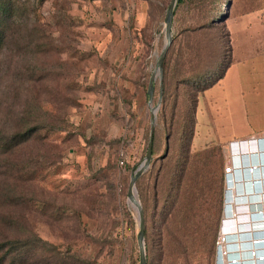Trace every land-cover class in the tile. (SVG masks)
I'll return each instance as SVG.
<instances>
[{"label": "rangeland", "instance_id": "rangeland-1", "mask_svg": "<svg viewBox=\"0 0 264 264\" xmlns=\"http://www.w3.org/2000/svg\"><path fill=\"white\" fill-rule=\"evenodd\" d=\"M169 3L0 0V142L32 130L12 151L0 146V236L32 231L60 258L66 255L67 264H139L138 214L128 189L146 156L150 108L159 102L158 75L151 104L147 90L166 43ZM262 5L264 0H218L206 10L213 20L219 11L223 22L201 27L203 13L176 2L153 155L134 184L145 218L147 264H224L217 243L228 225L222 222L225 202L231 201L222 171L228 143L254 135L250 129L261 123L264 56L243 35H233L234 57L243 62L201 90L235 61L233 20ZM241 92L243 103L237 100ZM254 94L258 100L247 102ZM188 149L205 164L192 215L166 165L171 158L177 173ZM244 187L250 192L245 183L238 195ZM237 240L230 236L226 245L228 261L255 264L247 257L239 261L247 242Z\"/></svg>", "mask_w": 264, "mask_h": 264}, {"label": "trees", "instance_id": "trees-1", "mask_svg": "<svg viewBox=\"0 0 264 264\" xmlns=\"http://www.w3.org/2000/svg\"><path fill=\"white\" fill-rule=\"evenodd\" d=\"M171 1V0H170ZM214 2H218V0H178L179 4H191L194 5L199 11L203 13V23L201 27H210L214 23H219V21L223 22L224 18H220L219 11L216 12L213 20L211 17L209 18V12L206 10L207 7ZM170 4V3H169ZM169 6V5H168ZM264 10V5L255 7L248 11H245L243 14H248L253 11ZM4 11V8L0 7V14ZM231 51V50H230ZM167 54V53H166ZM166 57V55H165ZM232 63L226 66L222 75H219L216 79L215 83L205 86L201 91H205L214 84L218 83L225 75V72L230 67ZM166 73V60L164 58L162 64V90L164 86V77ZM192 100V99H191ZM156 122V121H155ZM61 129V127H58ZM57 129V128H55ZM155 133V127H154ZM32 134V130L18 131L10 134L7 138H4L3 142H0V146L2 151L10 152L18 145H22L26 143ZM191 134V131H190ZM149 142V140H148ZM169 138L166 137V149L165 155L163 159H167L169 156ZM153 146H154V134H153V142H152V155H153ZM189 149L186 151V155L183 158L181 164H177L175 170L177 173H173V166L171 165V158L167 161V169L170 171V175L173 174L174 183L173 186L176 190L183 195L185 200V205L189 210L188 215H192L191 213V205H192V197L197 192H200V185L203 182V174L205 164L201 163L198 159L194 158V156H198V154L194 156L188 155ZM144 173V172H143ZM142 173V174H143ZM222 178L225 184L224 174L222 171ZM5 197V196H4ZM7 199V198H5ZM143 211V210H142ZM144 216V212H143ZM195 221V219H194ZM144 234H145V218H144ZM146 254V253H145ZM59 256V258H55ZM68 257L63 255L60 258V254L55 253V249L46 244L44 240L39 238L34 232H27L25 235L20 237H6L0 236V264H67ZM147 264V257H146Z\"/></svg>", "mask_w": 264, "mask_h": 264}, {"label": "built area", "instance_id": "built-area-1", "mask_svg": "<svg viewBox=\"0 0 264 264\" xmlns=\"http://www.w3.org/2000/svg\"><path fill=\"white\" fill-rule=\"evenodd\" d=\"M253 146V151L251 150L250 155L248 154V148ZM226 162L223 169L224 179H225V190L226 193L229 195V201L231 202H225L224 210H223V218L222 222L224 224L231 223L234 224L237 220L243 218L246 225L245 229L247 231H250L251 226L249 225V216H246L245 207H240V203H236V201H247L246 196L244 194H237L241 191L240 185L242 183H249L252 179L253 181H256L255 185L261 186L260 182H264V134L263 135H254L250 136L245 139L241 140H233L228 143L227 146V155H226ZM242 162L244 165H242ZM123 162H121L122 164ZM230 177V181L226 178ZM260 181V182H259ZM244 185V184H243ZM240 189V190H239ZM260 189V188H259ZM251 191V190H250ZM259 192L261 190H258ZM252 192V191H251ZM244 196V199L241 197ZM263 196V202H262V208L260 209L259 217H264V190L262 193ZM242 203H246V202ZM244 215V216H241ZM230 236L227 235L224 232H220L219 238H218V245H224L229 244ZM261 240V239H260ZM245 242H250V239H246ZM249 245V244H247ZM253 246L256 249L255 255L262 254L264 256V241H257L253 240ZM262 246V249L260 252H258L257 249ZM252 248L251 246H249ZM258 247V248H257ZM226 251V250H225ZM226 257L228 259L229 252L226 251ZM248 259V258H247ZM249 260V259H248Z\"/></svg>", "mask_w": 264, "mask_h": 264}, {"label": "water", "instance_id": "water-1", "mask_svg": "<svg viewBox=\"0 0 264 264\" xmlns=\"http://www.w3.org/2000/svg\"><path fill=\"white\" fill-rule=\"evenodd\" d=\"M177 0H171L170 4L167 8L166 11V15H165V38H166V43L165 46L163 48V51L157 61V65L150 77L149 80V84H148V96H149V104H151L152 102V98H153V84H154V80L156 78V76H159V80H160V97H159V102L161 99V91H162V64H163V60L165 58V55L168 51V48L171 44L172 41V34H171V28H172V20H173V16H174V9H175V5H176ZM159 102L157 105H159ZM151 107L150 108V130H149V142H148V148H147V152H146V156L144 159V162L142 163V165L137 169L136 173L134 175L131 176V181H130V185H129V189H128V197L131 201V203L133 204V206L136 208L137 210V214H138V221H139V231L137 234V242H138V247H139V264H146V254H145V246H144V216H143V211L141 208V205L139 204V202L136 200L135 196H134V191H135V181L136 179L148 168L150 161H151V157H152V142H153V134H154V127H155V120H156V111H157V107Z\"/></svg>", "mask_w": 264, "mask_h": 264}, {"label": "bare ground", "instance_id": "bare-ground-1", "mask_svg": "<svg viewBox=\"0 0 264 264\" xmlns=\"http://www.w3.org/2000/svg\"><path fill=\"white\" fill-rule=\"evenodd\" d=\"M248 154L250 155L251 153V150L253 151V146L249 147L248 148ZM242 165H244V163L242 162ZM260 182V181H259ZM256 181H253L252 179L250 180V184H249V188L250 191L249 193H247V189L246 187L243 188V194L246 196V203H243L242 205H240V207H244L245 205L247 206V212L243 213L247 216H249V225L251 226V229L250 231H247L245 229V227L243 228L244 231H240L239 228L240 226L242 225H246L245 221L242 220L243 218L241 219H236L237 221L235 222L234 224V229L235 231H230V228L233 226L231 223H229L226 228L224 229L225 232L227 235L229 236H236L237 237V243H243L244 241H246V239H250L251 243L250 242H247L245 244V247L246 248H241L238 250L239 252V257H240V260L239 261H242L243 257H247L249 260H253L255 262V264H264V256L262 254H258V255H255L256 253V249L254 248L253 246V240H259V241H264V234H263V237H261V235H259L260 237L258 238H251V236L253 237L254 234H251V233H254L255 231L256 232H261L263 231L264 232V217L260 218L258 215L260 213V209L262 208V202H263V196H262V193H263V190H264V182L261 181L260 185L261 186H257L255 185ZM245 185V183H242V185ZM248 185V184H247ZM260 188V189H259ZM240 190V189H239ZM258 190H261L260 192ZM238 194V193H237ZM131 205V204H130ZM241 216H244V215H241ZM262 229H259L261 228ZM261 230V231H260ZM241 233H244L246 237L244 240H241L240 237H241ZM257 234V233H256ZM258 236V235H257ZM261 239V240H260ZM249 244V245H247ZM249 246H251L252 248H250ZM258 248V247H257ZM226 245L223 246V250L221 251V256H222V260L221 261H224V264H232L233 263V260L231 261H228L227 257H226V254L225 253L226 251ZM230 250V249H229ZM258 252H260L262 249V246L259 247V249H257ZM231 253H234V252H231ZM220 258V257H219ZM220 260V259H219ZM245 260V259H244ZM237 262V260H234V264ZM244 263V262H243Z\"/></svg>", "mask_w": 264, "mask_h": 264}, {"label": "crops", "instance_id": "crops-1", "mask_svg": "<svg viewBox=\"0 0 264 264\" xmlns=\"http://www.w3.org/2000/svg\"><path fill=\"white\" fill-rule=\"evenodd\" d=\"M229 32L231 34V44H232V53H233V58L234 57V52H235V45L232 42L233 40V35L235 34H241L245 39L248 41V46H252V48H258L259 51H257V56L260 57V55L264 56V10H258V11H253L248 14H243L239 18L233 20V23L231 27L229 28ZM242 59H235V61L230 65V67L227 69L224 77L219 81H223L225 78L226 74L230 71L231 67L234 64L240 63ZM243 62V61H242ZM242 98V99H240ZM243 98H244V93H240V97H237V100L242 101L243 103ZM264 98V97H263ZM261 97L259 98V100ZM255 101L258 100V95L254 96H247L246 101ZM247 101V102H249ZM262 118H261V123L256 124L255 127L250 129V132L253 133L254 135L257 132H264V112L261 113ZM246 115V114H245ZM254 135H249L254 136ZM248 138V137H247ZM241 140V139H239Z\"/></svg>", "mask_w": 264, "mask_h": 264}, {"label": "snow or ice", "instance_id": "snow-or-ice-1", "mask_svg": "<svg viewBox=\"0 0 264 264\" xmlns=\"http://www.w3.org/2000/svg\"><path fill=\"white\" fill-rule=\"evenodd\" d=\"M226 179L230 181V179H231V178H230V177H228V178H226ZM226 195H227V194H226Z\"/></svg>", "mask_w": 264, "mask_h": 264}]
</instances>
